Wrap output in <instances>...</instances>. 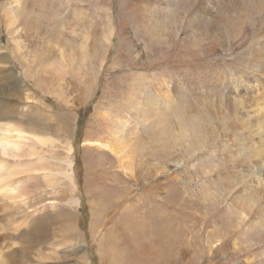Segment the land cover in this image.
<instances>
[{
	"label": "rangeland",
	"instance_id": "374dc122",
	"mask_svg": "<svg viewBox=\"0 0 264 264\" xmlns=\"http://www.w3.org/2000/svg\"><path fill=\"white\" fill-rule=\"evenodd\" d=\"M172 3L0 0V123L27 167L0 181V264H264V24ZM121 126L127 158L88 143Z\"/></svg>",
	"mask_w": 264,
	"mask_h": 264
},
{
	"label": "bare ground",
	"instance_id": "6f19581e",
	"mask_svg": "<svg viewBox=\"0 0 264 264\" xmlns=\"http://www.w3.org/2000/svg\"><path fill=\"white\" fill-rule=\"evenodd\" d=\"M149 2V1H148ZM172 4H167V8L165 11L168 13V16L172 17V11L175 9L174 6L181 2H187V5L189 7L193 8L194 13L199 17V19L206 24H208L209 28H214L215 26L219 25L222 27V29L226 30L230 34L234 35L236 32L240 31L241 28L245 25L246 21H254L255 19L260 20L262 24H264V0H172ZM159 5V4H158ZM153 13L155 15L156 13L160 12L158 6ZM161 5V4H160ZM144 6V5H143ZM109 8V7H108ZM110 9V8H109ZM147 9V8H146ZM149 10V9H148ZM80 13V12H79ZM160 17V13H158ZM80 15V14H79ZM82 15V14H81ZM80 15V16H81ZM54 16V15H53ZM83 16V15H82ZM111 16V15H110ZM147 16L150 19H153V21H157L155 18L157 17V14L155 15V18L152 16L151 12L149 11ZM181 16V15H180ZM165 17V15H164ZM170 18V17H169ZM149 19V20H150ZM164 19V18H163ZM180 20V19H179ZM164 21V20H163ZM183 22V21H182ZM259 22V23H260ZM153 23V22H152ZM160 23V22H159ZM180 23V22H179ZM178 23V25H179ZM184 23V22H183ZM158 26V25H156ZM155 23L153 25H150L149 28L156 29ZM160 26V25H159ZM177 26V25H176ZM184 27V25H182ZM250 26V25H249ZM111 23L109 24L108 28V35L112 33ZM182 27V29H183ZM264 27V26H263ZM261 28V27H260ZM259 29V28H258ZM254 30V29H253ZM155 31V30H154ZM180 32V31H179ZM184 33V32H183ZM239 33V32H238ZM243 34V33H242ZM187 35V33L185 34ZM247 36V35H246ZM110 37V36H108ZM107 37V38H108ZM190 37V36H189ZM242 37V36H241ZM104 38V37H103ZM106 38V37H105ZM235 38V37H234ZM187 39V38H186ZM190 39V38H189ZM243 39V38H242ZM245 39V37H244ZM257 40L254 42V45L252 48H250L249 51V61L247 63V69L251 71L254 81H258L260 84H263L264 82V28L261 30V32L257 33ZM110 40V39H108ZM245 43V42H244ZM107 45V44H106ZM72 51V50H71ZM86 53V52H85ZM87 55V54H86ZM63 59V57H62ZM86 59V57H85ZM86 62V61H85ZM4 64V63H3ZM11 64V63H10ZM49 65V64H48ZM10 66V65H9ZM70 66V65H69ZM67 67V66H66ZM2 69V68H1ZM246 80V77L242 78ZM9 82V81H8ZM242 82V81H241ZM245 83V81H243ZM170 83V82H169ZM173 83V82H172ZM176 84V83H175ZM244 85V84H243ZM164 86V85H163ZM264 87L263 85H261ZM162 87V86H161ZM167 87V86H166ZM174 87V86H173ZM250 87V86H249ZM261 87V89H262ZM246 88V87H245ZM164 89V88H163ZM175 89V88H174ZM16 90V89H15ZM162 90V89H161ZM168 90V88H167ZM250 90V89H248ZM264 91V89H262ZM175 91V90H174ZM168 92V91H167ZM171 92V91H170ZM177 92V91H176ZM237 92V90H236ZM142 93V92H141ZM250 93V92H249ZM12 94V93H11ZM233 94V93H231ZM237 94V93H236ZM5 95V94H4ZM229 97V96H228ZM147 98V97H146ZM232 98V97H231ZM173 99V98H172ZM147 105H152L153 99L148 98L146 100ZM223 101V100H222ZM230 101V100H229ZM228 102V100L226 101ZM231 102V101H230ZM235 102V101H234ZM233 102V104H234ZM241 102V101H240ZM142 102L137 101L136 105L141 106ZM229 103V102H228ZM145 105V104H144ZM156 105V104H155ZM236 106V105H235ZM152 107V106H151ZM143 108V107H142ZM145 108V107H144ZM37 119V118H36ZM38 122V121H37ZM19 125V124H18ZM18 126L12 124V123H0V181L3 176H9L13 171H16L18 174L21 169H27L24 161L22 160L23 154L16 152L20 151L21 145L19 142H17V139H21V141L24 140L25 136L23 133L18 131ZM35 128V126H33ZM22 128V127H21ZM121 128V129H119ZM118 129H115L112 132V139H110L108 142L104 141H92L88 142L92 145H96L100 148L109 149L113 153L117 154L118 157H121L123 160L124 157L127 158V154L124 152L125 148L128 147V150L133 146L130 144L129 146H126L125 141L129 140L127 138L118 137L119 131H122L123 126L119 127ZM24 129V128H23ZM37 130V129H36ZM253 131V130H252ZM260 132V131H258ZM248 136V135H247ZM33 137H37L36 139L40 140V136L35 134ZM252 138V137H251ZM35 139V140H36ZM26 142V141H25ZM264 143V135H263V141ZM125 143V144H124ZM129 143V142H128ZM242 145V144H241ZM71 149V147L69 146ZM2 155H8L7 159H4ZM132 154L130 153V159ZM11 158V159H10ZM129 159V158H128ZM129 160L126 159L125 162H128ZM131 161V160H130ZM122 162V161H121ZM120 162V163H121ZM19 165V166H18ZM10 167H15L14 170H11ZM21 167V168H17ZM125 169V167H124ZM24 177V176H23ZM23 181H26L24 179ZM263 180H259L258 187L264 188L263 186ZM261 188L259 189V192L262 191ZM237 189V188H236ZM264 190V189H263ZM249 197V196H248ZM261 197V196H260ZM264 197V196H262ZM250 198V197H249ZM263 199V198H262ZM241 200V199H240ZM264 201V200H263ZM250 203V202H249ZM248 203V204H249ZM242 204V203H241ZM245 204V202H244ZM247 204V206H248ZM262 204V203H261ZM246 206V207H247ZM254 206V205H253ZM263 206V205H262ZM249 208V207H248ZM261 212L264 214V209L261 210ZM259 213V212H258ZM245 216V215H244ZM163 218V217H162ZM170 230V229H169ZM23 255V254H22ZM99 257V256H98ZM86 259V258H85ZM25 260V259H24ZM27 260V259H26ZM25 260V261H26ZM102 260V259H101ZM90 262V261H89ZM5 264V262H4Z\"/></svg>",
	"mask_w": 264,
	"mask_h": 264
}]
</instances>
